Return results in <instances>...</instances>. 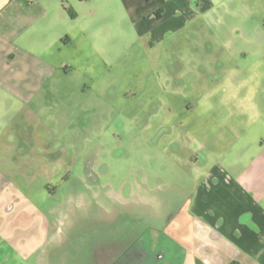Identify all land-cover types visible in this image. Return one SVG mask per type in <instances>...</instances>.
Returning <instances> with one entry per match:
<instances>
[{"label":"rangeland","instance_id":"rangeland-1","mask_svg":"<svg viewBox=\"0 0 264 264\" xmlns=\"http://www.w3.org/2000/svg\"><path fill=\"white\" fill-rule=\"evenodd\" d=\"M80 1L66 8L68 38L49 45V62L68 67L80 98L30 106L47 129L15 179L50 178L58 189L48 206L72 191L96 194L114 215L128 213L129 226L158 229L182 203L178 188L208 150L214 160L223 153L231 159L264 144V0H193L192 8L150 29L118 0L104 17L95 0ZM15 187L3 181L0 195L28 190ZM32 194L39 206L49 193L42 186ZM12 203L5 219L18 224L0 230V264H38L40 229L18 222L22 202Z\"/></svg>","mask_w":264,"mask_h":264},{"label":"crops","instance_id":"crops-1","mask_svg":"<svg viewBox=\"0 0 264 264\" xmlns=\"http://www.w3.org/2000/svg\"><path fill=\"white\" fill-rule=\"evenodd\" d=\"M111 1L95 0L101 17L108 14ZM118 1L135 23L149 24L150 29L164 25L171 12L192 8L193 0ZM79 2L0 0V186L7 180L16 189L28 187L20 195H0V230L18 224L5 218L15 209L12 202L20 201L18 222L24 227L36 223L40 229L43 252L38 264H264L263 143L231 159L223 153L214 160V149L208 150L205 161L192 165L188 185L178 188L182 203L168 212L162 227L147 232L143 226H129L128 213L114 215L96 194L72 191L63 203L48 206L45 201L58 189L48 184L50 178L26 173L15 179L17 166L28 168L23 158L41 146L39 138L47 129L30 106L80 98L68 67L49 62L50 42L63 44L69 35L62 29L71 18L66 8ZM34 41L41 43L33 48ZM42 186L49 194L36 206L32 190ZM139 201L146 205L145 196ZM3 202L8 204L5 209ZM93 204L99 209H91ZM141 220L144 211L136 218L138 224Z\"/></svg>","mask_w":264,"mask_h":264}]
</instances>
